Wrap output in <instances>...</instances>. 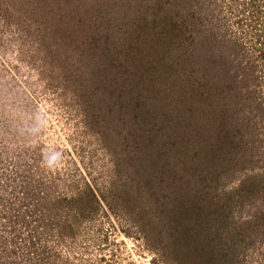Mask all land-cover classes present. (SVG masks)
Instances as JSON below:
<instances>
[{"label":"rangeland","instance_id":"obj_1","mask_svg":"<svg viewBox=\"0 0 264 264\" xmlns=\"http://www.w3.org/2000/svg\"><path fill=\"white\" fill-rule=\"evenodd\" d=\"M0 264H264V0H0Z\"/></svg>","mask_w":264,"mask_h":264},{"label":"clouds","instance_id":"obj_2","mask_svg":"<svg viewBox=\"0 0 264 264\" xmlns=\"http://www.w3.org/2000/svg\"><path fill=\"white\" fill-rule=\"evenodd\" d=\"M62 161V154L59 152L45 153L42 158V166L47 169L56 168L59 163Z\"/></svg>","mask_w":264,"mask_h":264},{"label":"trees","instance_id":"obj_3","mask_svg":"<svg viewBox=\"0 0 264 264\" xmlns=\"http://www.w3.org/2000/svg\"><path fill=\"white\" fill-rule=\"evenodd\" d=\"M182 220H185V218H182Z\"/></svg>","mask_w":264,"mask_h":264}]
</instances>
